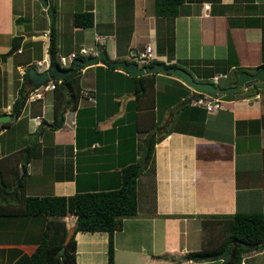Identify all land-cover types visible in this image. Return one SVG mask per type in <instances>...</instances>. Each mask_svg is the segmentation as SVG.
I'll use <instances>...</instances> for the list:
<instances>
[{
  "label": "crops",
  "instance_id": "obj_1",
  "mask_svg": "<svg viewBox=\"0 0 264 264\" xmlns=\"http://www.w3.org/2000/svg\"><path fill=\"white\" fill-rule=\"evenodd\" d=\"M79 11H91L93 23L77 25ZM97 34L104 39L99 42ZM14 36L20 37L19 47L2 56ZM140 44H151L155 61L181 66L198 80L219 75L224 81L239 66L254 71L264 60V0H183L171 16L157 15L154 0H0V113H12L21 85L34 88L24 73L38 59L46 62L34 66L45 68L50 50L56 57L77 53L67 67L77 61L72 96H78L68 106L71 93L62 95L64 117L56 129L50 126L53 88L26 97L20 113L0 129V169L10 185L14 153L43 125L27 162L24 193L115 188L122 167L141 158L144 138L149 135L148 150L157 137L154 169L142 171L137 181L144 189L140 195L137 187L138 214L124 218L113 234L114 264H220L221 259L195 261L184 254L208 245L200 214H208L213 227L223 222L221 214L264 212V85L241 97L226 95L223 107L208 111L189 102L195 90L178 75L157 70L153 85L136 94L121 66L109 69L102 57L87 63L103 51L111 60H134ZM81 47L92 54H81ZM38 154L42 164L35 171L32 159ZM35 175L38 189L29 182ZM65 219L68 228L74 225V215ZM44 226L42 216L0 212V264L30 254ZM75 238L78 264H107L106 231L78 230ZM252 252L240 264H250Z\"/></svg>",
  "mask_w": 264,
  "mask_h": 264
},
{
  "label": "trees",
  "instance_id": "obj_2",
  "mask_svg": "<svg viewBox=\"0 0 264 264\" xmlns=\"http://www.w3.org/2000/svg\"><path fill=\"white\" fill-rule=\"evenodd\" d=\"M183 0H154L155 12L157 15H176L178 5ZM74 22L77 25H91L93 23V13L91 11H79L74 15ZM50 46L55 49V36L52 32L50 38ZM20 45V37L14 36L13 43L10 49L3 53L2 56L10 54ZM152 59L149 64L154 63ZM30 66L33 65L29 64ZM146 65V64H145ZM171 65V64H167ZM264 65V60L259 65L252 68L256 70ZM109 69H113L109 66ZM102 69V66H98ZM244 67L231 68L224 81L219 79L218 84L233 85L238 81L239 72L244 70ZM160 71V70H158ZM173 74L174 73H169ZM26 75V71L24 73ZM76 70L67 74L64 78H52L54 81L53 99L55 119L50 123L54 129L61 126L63 119L62 110H59L63 102L65 92L69 91L71 96L68 97L67 105L75 103L78 96H72L74 93L73 87L75 81ZM126 84L132 88L135 93L148 90L149 85H153V72L141 75H129ZM121 85H124L123 82ZM264 85V77L262 79H254L245 83L246 89L243 86L233 92L221 94L224 97H241L246 94L253 93L261 89ZM125 89L124 86H120ZM32 88V87H31ZM21 85L18 88L17 95L12 103L11 112L19 114L25 101L28 97L29 89ZM195 95L198 92H194ZM137 97H135L136 99ZM134 99V100H135ZM189 103L182 106L181 109L188 108ZM11 121L1 122L0 129L9 124ZM159 125H155L151 132L157 130ZM43 125L29 134V141L25 147L17 150L14 155L17 156L14 167L16 172L13 173V182L7 184V175L0 169V189L10 191L17 188L16 196L11 198H0V212L6 214H24L42 216L45 218V226L41 230L38 240L36 241L35 249L30 253H22L11 264H78L76 261V238L75 233L78 230L82 231H106L108 233L107 242V264H114V239L113 234L116 230L122 228L123 219L126 217L135 216L138 214V194L137 181L139 175L145 169L149 171L154 169V144L157 137L153 138L148 145V136L144 138V146L141 158L125 165L121 169V180L119 186L110 189H87L77 190L72 194H26L24 193V180L27 175V162L31 159L33 153L37 149L39 135L42 132ZM145 156V158H144ZM18 162L21 166L18 167ZM25 171L19 186H17V178ZM63 177V176H59ZM65 177H68L65 176ZM17 186V187H16ZM74 215V231L70 235L67 242L68 227L65 217ZM203 224L206 227L208 214H200ZM224 218L225 234L221 240L214 245H206L201 249L190 250L184 254V257L195 261H218L220 264H240L242 255L256 249H262L264 245V212H234L232 214H221ZM167 257V254H162ZM174 258L173 256H170ZM177 261V260H176Z\"/></svg>",
  "mask_w": 264,
  "mask_h": 264
},
{
  "label": "water",
  "instance_id": "obj_3",
  "mask_svg": "<svg viewBox=\"0 0 264 264\" xmlns=\"http://www.w3.org/2000/svg\"><path fill=\"white\" fill-rule=\"evenodd\" d=\"M99 57L104 58L109 65L111 66H121L122 69L127 70L132 75L143 74L144 72H155L157 70H161L163 72L174 73L180 76L191 88L195 91H208L211 93H219L226 94L235 91L236 89L243 86L246 82L254 79H262L264 77V65L260 66L254 71L241 70L239 72L238 81L236 84L228 85V86H220L218 83L213 81H203L196 79L191 72L187 69L178 66V65H167L164 61L157 60L152 64H146L144 66H140L134 60H111L108 58L106 52H100L98 56H93L87 63L94 62ZM77 66V61L73 62V65L70 67H62L56 59L55 53L53 50L48 52V61L46 67L39 70L36 66L31 65L27 68L26 78L29 81L30 85L37 86L41 83L49 80L51 78H64L67 74L71 73L74 68ZM12 116L10 112L0 113V123L9 121ZM15 116V114H13ZM153 137V136H151ZM151 140H149L150 143ZM25 171L17 178V186H19L21 178ZM17 192V188H14L10 192H6L2 189L1 197H15ZM74 231V226H71L65 237V242L68 241L70 235Z\"/></svg>",
  "mask_w": 264,
  "mask_h": 264
},
{
  "label": "built area",
  "instance_id": "obj_4",
  "mask_svg": "<svg viewBox=\"0 0 264 264\" xmlns=\"http://www.w3.org/2000/svg\"><path fill=\"white\" fill-rule=\"evenodd\" d=\"M96 38L100 41L104 39L101 35H96ZM18 51H21V48L18 49ZM79 52L83 55L92 54V51H90L87 47H81ZM99 50H95L94 54H98ZM76 52H70L67 55H60L57 57V61L60 63V65H67V59H71L76 56ZM154 59V55L152 53V46L151 44H146L142 51L134 54V60L140 65L144 66L145 64H149V62ZM46 62V60L38 59L34 61L35 65H43ZM225 76V74H224ZM219 75L213 76V82L218 83ZM245 86V84L243 85ZM54 87V81L50 80L48 82L41 83L38 86H35L29 91L28 97L29 98H35L40 97L44 93L45 90L53 88ZM246 89V86H245ZM198 92L196 95L192 96L189 99V102L193 105L202 106L208 111L216 110L218 108L223 107L224 99L221 94L219 93H211L208 91H196Z\"/></svg>",
  "mask_w": 264,
  "mask_h": 264
},
{
  "label": "rangeland",
  "instance_id": "obj_5",
  "mask_svg": "<svg viewBox=\"0 0 264 264\" xmlns=\"http://www.w3.org/2000/svg\"><path fill=\"white\" fill-rule=\"evenodd\" d=\"M136 47V46H135ZM141 50H143L142 48V45L140 44L139 46H137V52H140ZM62 66V65H61ZM62 67H67V65H63ZM52 80V78H51ZM222 97H224L222 95ZM29 138V136H28ZM30 139V138H29ZM28 139V141H29ZM6 162V159L2 162L5 163ZM41 164H42V157L38 154V155H34L33 156V159H32V168L37 171L38 169L41 168ZM143 175V174H142ZM27 178V177H26ZM39 179V176L35 175V177H32V179L29 180V177H28V180L31 184H35V187L38 189L39 187L36 185L37 181ZM142 180H140L137 184V187H138V191H139V194L141 195L142 192L144 191L143 189V182ZM49 186H46V189H48ZM1 192H2V189H0V198H1ZM2 199V198H1ZM68 220H70L71 218H68ZM65 219V221L67 222L68 220ZM75 220H73V223H74ZM208 226V230L206 235H207V238H206V241L208 242V245H214L216 243H218L221 238L223 237V235L225 234V226H224V223L223 222H219L218 224H216L215 226H211V225H207ZM263 248V251H261V249H256V251L254 250H251L249 252H252L254 251L255 253H251L254 257H253V260L250 264H264V245L262 246Z\"/></svg>",
  "mask_w": 264,
  "mask_h": 264
},
{
  "label": "clouds",
  "instance_id": "obj_6",
  "mask_svg": "<svg viewBox=\"0 0 264 264\" xmlns=\"http://www.w3.org/2000/svg\"><path fill=\"white\" fill-rule=\"evenodd\" d=\"M48 58V57H47ZM56 59H57V57H56ZM60 64V63H59ZM35 65V64H34ZM44 83V82H43ZM38 86V85H37ZM35 87V86H34ZM30 91V90H29ZM29 94V93H28ZM68 216V215H67ZM70 228V227H69Z\"/></svg>",
  "mask_w": 264,
  "mask_h": 264
}]
</instances>
